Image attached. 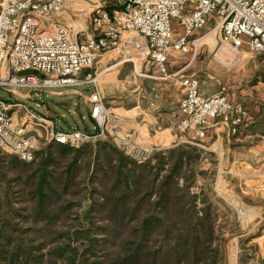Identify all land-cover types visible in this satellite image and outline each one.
I'll list each match as a JSON object with an SVG mask.
<instances>
[{
    "label": "built area",
    "instance_id": "2783aa9c",
    "mask_svg": "<svg viewBox=\"0 0 264 264\" xmlns=\"http://www.w3.org/2000/svg\"><path fill=\"white\" fill-rule=\"evenodd\" d=\"M81 3L91 11L79 10ZM68 12L81 21L63 23ZM210 24L213 30L200 36ZM209 36L219 46L213 57L222 67L237 63L245 52L264 54V0H0V92L27 99L88 88L90 116L101 134L120 130L122 116L104 103L93 72L109 55V61L140 71L156 67L162 80L180 90L174 142L199 145L217 121L234 136L249 119L246 109L223 92L204 95L195 76L168 73L172 58L206 46ZM90 139L81 131L62 132L24 102L0 95L3 152L31 163L41 143L80 147ZM117 144L137 163L155 151L128 137H118Z\"/></svg>",
    "mask_w": 264,
    "mask_h": 264
},
{
    "label": "rangeland",
    "instance_id": "374dc122",
    "mask_svg": "<svg viewBox=\"0 0 264 264\" xmlns=\"http://www.w3.org/2000/svg\"><path fill=\"white\" fill-rule=\"evenodd\" d=\"M80 5L79 10L85 9L87 13L91 11L90 6L83 3ZM68 14L69 12L62 17L63 23L81 21L78 17L69 18ZM212 30L213 24H210L200 36L205 37ZM206 39L209 40L206 46L198 47L197 50L193 48L186 56H178L176 66H183L180 75L197 77L201 91L206 96L223 92L234 104L248 109L251 115L263 118L259 125H254V131L257 132L244 143L232 146L229 152L205 140L199 145L179 144L174 142V137L169 139L173 140L172 143L167 141L166 145L157 144L162 145L158 148L153 146L155 151L151 152L149 159L145 163H137L118 148L115 133L118 130L101 134L98 124L90 116L88 88L79 92L51 90L27 96V99L4 92H0V95L24 102L53 120L62 132L81 131L91 136V139L80 147L71 146L74 150L80 151L90 144L108 142L129 162L146 168L149 175L140 183L145 187L137 197L146 198V203L141 208L143 213L157 215L166 209L175 212L179 209L173 204L178 202L181 203L182 209L185 207V211L195 209L198 213L203 210L212 212L217 238L214 246H219L221 264H264V54L245 52L237 63L222 67L213 57L219 46L211 36ZM109 58L108 55L104 63ZM116 64L118 61L109 62L106 67H114ZM131 67L123 78L117 76L118 69L114 68L105 74V79L99 81L104 103L114 110L116 107H129L128 109L132 110L136 106L130 103L132 91L138 86L147 91V95L150 94L151 81L140 76L144 74L143 71L135 74L133 66ZM178 72L175 70L172 73ZM121 81H125L127 85L123 92L117 89L121 88ZM19 93L27 95L28 91L20 90ZM122 97L125 99L120 100ZM117 101H124L125 106L116 105ZM250 129L251 125L244 133ZM51 147L52 154L59 158L62 152L56 144L41 143L39 152H47ZM252 148L257 149L251 151ZM4 156L6 162V157L18 158L0 150V158ZM39 161L38 159L34 164H39ZM100 169L92 164L90 171L81 175L83 185L77 189L78 194L67 197L75 204V208L70 212L75 218V222H70L73 226H89L93 223L95 227H102L108 224L107 216L110 210L105 207L103 196L109 192L102 186L106 181ZM7 171L9 176L19 173L14 172L10 165H7ZM171 180L174 183L167 186ZM165 200L170 201L168 208L162 205ZM93 218L95 219L92 220Z\"/></svg>",
    "mask_w": 264,
    "mask_h": 264
},
{
    "label": "trees",
    "instance_id": "16d2710c",
    "mask_svg": "<svg viewBox=\"0 0 264 264\" xmlns=\"http://www.w3.org/2000/svg\"><path fill=\"white\" fill-rule=\"evenodd\" d=\"M56 145L59 158L52 147L28 164L0 158V264H221L212 212L185 211L178 202L175 212L143 213L146 198L137 197L146 168L108 142L80 151ZM92 164L101 168L109 192L103 196L108 224L73 226L75 204L67 197L78 194ZM7 165L19 173L9 176ZM162 203L168 208L170 201Z\"/></svg>",
    "mask_w": 264,
    "mask_h": 264
},
{
    "label": "crops",
    "instance_id": "0c3cea01",
    "mask_svg": "<svg viewBox=\"0 0 264 264\" xmlns=\"http://www.w3.org/2000/svg\"><path fill=\"white\" fill-rule=\"evenodd\" d=\"M177 59L178 56L172 58L169 61V74H173L172 72L175 70H177V72H183L182 65L176 66V64L178 63L176 61ZM109 62L112 61L108 60L106 63H104V60H102L100 64L97 65L93 70V72L98 75V84L107 77L105 76V74L112 69H118L116 73L117 76L123 78V75L127 74V70L131 69V66H133L130 63H118L114 67L107 68L106 66ZM138 71H140L139 67L136 66L134 68L135 74H138ZM142 71L144 74L140 76L151 81V83H149L152 86V88L150 87V94L147 95V91H144L141 86H138L137 89L132 91L133 97H131L132 99L130 103H134V105H136L132 108V110H129V107L127 109L125 107H116L115 111L119 115H121L122 118L119 122L121 129L117 132L115 131V133L117 135V138L130 137L132 140L137 141L141 144H145V146L149 148H152L153 146L160 147L162 145H166L165 142L167 143L170 138L173 139L175 137V127L179 119L178 106L182 96L180 90L174 87L169 80L167 81L161 79L162 75L156 67H143ZM131 72L134 74L133 70ZM124 82L125 81H121L122 86L121 88H117L118 91L121 90V92H123L125 90L127 85ZM141 82L142 81H140V84ZM99 88L102 93L103 91L101 90V87ZM122 98L120 100L125 99L124 97ZM115 104L125 106L124 101H117L115 102ZM151 104H154L155 107L150 108ZM246 110L249 113V119L246 122V125L238 133V136L230 137L228 128L224 126L220 121H217L213 124V127L208 130L205 141L208 143H213L222 150H228L229 152V149L232 146H237L239 145V143H244L248 138H251L253 134L257 132L254 131V125H259L263 118L262 116L258 117L255 115H251L249 110ZM128 112L130 115H128ZM131 113H135V115H131ZM250 125L252 130L250 129L245 134L244 131L249 128ZM172 141L173 140L169 142L172 143ZM256 149L257 148H252L251 151Z\"/></svg>",
    "mask_w": 264,
    "mask_h": 264
},
{
    "label": "bare ground",
    "instance_id": "6f19581e",
    "mask_svg": "<svg viewBox=\"0 0 264 264\" xmlns=\"http://www.w3.org/2000/svg\"><path fill=\"white\" fill-rule=\"evenodd\" d=\"M208 41H209V40H206L205 42H207V43H208Z\"/></svg>",
    "mask_w": 264,
    "mask_h": 264
}]
</instances>
